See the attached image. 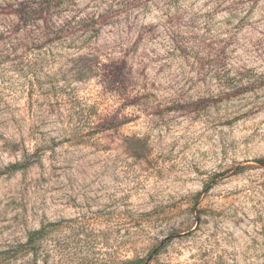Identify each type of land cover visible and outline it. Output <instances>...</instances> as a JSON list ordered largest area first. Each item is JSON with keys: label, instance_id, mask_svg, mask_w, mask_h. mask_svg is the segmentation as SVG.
I'll list each match as a JSON object with an SVG mask.
<instances>
[{"label": "rangeland", "instance_id": "374dc122", "mask_svg": "<svg viewBox=\"0 0 264 264\" xmlns=\"http://www.w3.org/2000/svg\"><path fill=\"white\" fill-rule=\"evenodd\" d=\"M43 1L0 0V253L264 264V0Z\"/></svg>", "mask_w": 264, "mask_h": 264}, {"label": "trees", "instance_id": "16d2710c", "mask_svg": "<svg viewBox=\"0 0 264 264\" xmlns=\"http://www.w3.org/2000/svg\"><path fill=\"white\" fill-rule=\"evenodd\" d=\"M51 0H44L38 9L39 12L46 11L48 6L52 5ZM59 225L57 223H49L42 225L39 229L30 232L27 236L25 243L17 245L9 252L0 253V264L4 262L11 261L14 259L29 257L30 264H54L52 260V255L55 251V245L53 243L49 244V241H54L57 235V230ZM89 222L83 220L79 223V235L88 236L90 232ZM142 261H130L123 260L120 264H137Z\"/></svg>", "mask_w": 264, "mask_h": 264}]
</instances>
